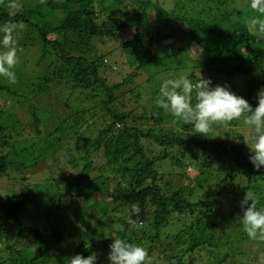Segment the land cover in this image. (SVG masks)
<instances>
[{
    "label": "trees",
    "instance_id": "1",
    "mask_svg": "<svg viewBox=\"0 0 264 264\" xmlns=\"http://www.w3.org/2000/svg\"><path fill=\"white\" fill-rule=\"evenodd\" d=\"M98 1L99 5L97 0H45L33 10L36 15L31 19L33 11L27 16L21 10L10 15L8 1L0 0V27L11 22L17 25L16 30L20 24L32 28L42 49L38 61L51 49L60 58L38 77L33 93L51 94L53 83L54 87L71 90L69 99L74 98L73 92L80 91L75 99L82 103L81 108L72 107L75 113L68 124L54 133L41 129V119L33 112L35 105L25 110L23 119L12 114L4 117L0 106V264H67V260H48L50 257H45L47 251L42 247L44 242H79L73 245L76 247L72 254L87 257L93 249L109 252L113 237L145 247L152 264H159L154 259L157 256L160 264H261V259L252 253L260 251L258 257H264V241L250 239L238 220L242 215L240 202L248 191L256 197L257 207L264 208V168L257 171L249 162L245 142L251 141L247 130L238 127L244 124L243 120L219 123L224 128L217 129L215 123L207 136L192 135L191 125L156 106L159 86L123 91L128 81L152 62H174V57L180 55L176 72L191 69L189 78L194 82L198 80L196 68L207 73H225L231 78L243 73L244 90L235 80L229 82L231 89L255 108L257 92L264 87V36L250 27L251 19L258 13L249 2L246 9H227L222 16L207 20L202 17L207 6L213 13L229 8L235 0H200L198 5L191 2L193 10L200 11L194 15L173 14L163 4L147 0L135 14L124 12V18L116 25L101 16L104 12L99 8L103 3L111 9L115 5L113 0ZM150 6L156 12L153 29L147 11ZM164 23H169L171 30L169 35L161 36L159 31ZM125 30H133L135 35L123 40ZM108 35L121 38V48L130 55L134 69L121 82L111 80L110 73L115 75L117 68L100 50ZM160 45L163 50L158 49ZM11 94L18 92L0 80V95L7 98ZM192 96L195 103V91ZM28 118L32 119L29 123ZM92 120L95 121L90 123ZM87 123L93 140L84 144L81 171L68 181L70 192L76 193L80 201L59 192L55 208L43 218L51 221L57 214L62 220L58 218L51 226L44 220L37 226L35 222L28 224L24 216L31 193L2 191L4 181L11 180L12 172L21 168L23 174L25 169L33 173L30 168L37 161L44 166L49 156L59 152L62 136L68 130L69 134L77 132ZM20 127L23 129L17 131ZM248 131L251 137V129ZM84 137L79 134L77 140ZM68 151V164L77 167V156ZM66 169L67 173L70 168ZM80 178L84 185L78 182ZM110 180L116 181L114 190L109 187ZM93 192L110 200L109 206L101 207L103 216L95 223V230L110 228V237H98L92 248L80 240L92 223L89 215L88 226L72 225L73 235L63 234L56 226L64 224L66 231L81 210L87 214L84 197H91ZM66 204V208L62 207ZM133 204L140 208L135 216L131 215ZM172 227L175 232L166 233ZM26 231L33 234L39 247L17 248L20 235ZM164 234L170 239L167 246L159 243Z\"/></svg>",
    "mask_w": 264,
    "mask_h": 264
},
{
    "label": "rangeland",
    "instance_id": "2",
    "mask_svg": "<svg viewBox=\"0 0 264 264\" xmlns=\"http://www.w3.org/2000/svg\"><path fill=\"white\" fill-rule=\"evenodd\" d=\"M7 5L13 2V0H7ZM45 0H14V2L18 5L17 9L14 12L17 11H26V16L29 14V11H35L38 8V5L41 3H44ZM144 1L147 0H113V3L115 4L111 9H107V5L101 3L99 8H102L103 12L101 16L107 20V21H115L116 25L119 24L118 21L124 18V12L131 11L133 14L136 13V11L139 9L140 5L144 3ZM153 3H159L163 4L164 7L168 10H172L171 12L173 14H186L187 12H190L192 15L198 14L199 12L197 8L193 10V5H191L193 2H195L198 5V1L200 0H151ZM97 4L99 5V1L97 0ZM192 2V3H191ZM250 0H235L234 3L230 5L228 8L227 6L224 7L222 10L215 11L213 13L209 12L206 7V9L202 12V17H205L207 20H211L214 16H222V12H226L227 9H246L249 6ZM10 11H13L9 8ZM33 13L29 15V18L35 19L36 13ZM148 14L149 18L152 22L151 29L154 28V22L156 20V12L155 8L153 6H150L148 8ZM161 26L159 34L161 36L169 35L171 27L169 26V23H164ZM36 31L32 28H28L23 24H20L18 26V29L14 32V39L16 43L17 48V57L18 62L15 65V67L12 69L15 73L16 80L15 83L10 82L7 78L0 76V80L4 82L5 84L9 85L10 88L18 94H11L10 97L8 95L7 98H4L0 95V106L3 110L4 117L8 116L9 114L14 115L15 118L18 119V117L22 116V119L24 117V114L27 112V108H31L35 105V108L33 110L36 115L41 119V129L46 130L49 133H54L60 126H66L68 122L70 121V116H72L74 112V108H81L82 103L80 104V101H77L75 98L78 97L80 94V91L73 92L74 98L69 99V94L72 93L71 90L63 89V86L61 87H54L52 83L51 87V94H38L33 93V90L36 86V84L39 82L38 77H41L46 67L55 61H60V58L56 56V52L51 49V53L47 54L44 58H42L40 61H38V57L42 55V49L40 45V40L37 37ZM135 35L133 30H125L123 32V40H128L132 38ZM110 36V37H108ZM108 39H105L106 42L100 45V50L102 53H104L108 59L110 60L111 65L116 66L117 72L115 75L113 73H110L111 80L114 82H121L124 80V78H127L128 75L132 74L134 72V69L131 67V59L130 55L126 53L121 48V38L118 40L116 36L108 35ZM170 41V40H169ZM172 43V42H171ZM170 47H172V44H170ZM159 50H163L164 46L160 45L158 47ZM180 55H177L174 57V62H166V61H160L157 62L154 61L145 68H143L139 76L134 77L132 81H128V83L123 87V91H129L133 88H139L142 87V90L156 88L160 87L161 81L167 78H171L174 76H177L179 74H187L190 75L191 69H183L181 68L179 71L176 72L178 68L179 57ZM176 58V59H175ZM159 63L160 68H159ZM57 64V63H56ZM167 66L169 68H167ZM196 76H198V79L201 78V75L204 78H210L213 81V84L215 85V81H221L223 83L228 82V85H230V81L235 80L236 84L242 89L244 87V74L238 73L234 75L232 78L226 75L225 73L221 74L216 71H207L203 69L196 68ZM149 79H152L150 82ZM244 90V89H242ZM33 93V94H32ZM145 94V92H144ZM58 95L59 98L56 96ZM60 95V96H59ZM149 96V95H148ZM143 99L147 98L142 96ZM25 106V107H24ZM26 110V112H25ZM13 117V118H14ZM32 119L28 118V123L31 122ZM92 120L90 123H93ZM23 122V123H27ZM99 123V122H98ZM243 123V122H241ZM90 124H84L80 129H77V132H74L72 134H69L71 131H67L66 136H62V142H60V145H62L61 148H59L56 154L53 156H49L47 158L48 162L46 164H43L44 166L38 164V161L33 165V169L30 168V171H33V173H28V169L24 170V174L21 173L23 168L14 170L11 175V180H5L4 185L1 187L2 191L10 192V191H28L32 195V200L30 204H28L26 208L25 213V221L30 224L34 223L36 226L40 224V220H44L45 224H50L55 222L58 218L60 221L62 218L55 214L52 216L51 221H48V217H46V221L43 218V215L50 211L51 209H54V201H56L60 195L59 192H65L72 196V199L75 200V202L80 201V197L76 193H71L70 189L68 187V181L74 180L79 172L81 171L84 159H85V152L86 149H84V144H90L92 143L93 138L90 136L89 126ZM244 126V127H243ZM228 126H225L227 128ZM240 129L247 130L245 133L249 137V140L251 141V137L249 134V129L246 125H238ZM214 128H224L221 127L219 123H216V127ZM20 131L23 129V127L18 128ZM22 133V132H21ZM82 135L85 136L83 139L77 140V136ZM19 138H22L19 136ZM68 149L72 150L71 154L77 156V163L78 166L71 168L70 164H68V160L70 158V153ZM59 158V159H58ZM59 161V164H55V160ZM96 159V158H95ZM49 163V164H48ZM72 165V164H71ZM57 168H54V167ZM67 167L70 168V170L66 173ZM29 168V167H28ZM67 176L68 179H65L64 176ZM23 177H27L24 182H21ZM64 177V178H63ZM78 182L81 185L85 184V181L83 178H80ZM116 185V181L110 180L109 187L111 190H114ZM59 195V196H58ZM84 205L86 207L87 214L84 215V212L81 210V214L77 216L76 218H73L74 220H71V224L67 226V230L65 231L64 224H61L58 230L61 231L63 234H67L69 232L70 234H74L73 226L75 223L79 224V226H82L86 224L88 226V223L86 221V215H89L92 218V223L89 225L88 232L80 237V240L83 241L88 247L92 248L94 241L98 242V237H102L105 239H108L110 237V228L108 227H102L101 229L95 230L96 226V220L99 221L101 216H103V210L101 207L105 208L103 205L109 206V201L102 197L100 193L93 192L91 194V197H84ZM68 204V203H67ZM66 205H63L62 207L66 208ZM72 204V203H70ZM111 206V205H110ZM65 208L60 209L63 211ZM58 211L57 209H55ZM76 214V213H74ZM73 215V214H72ZM67 218V217H66ZM90 218V219H91ZM77 219V221L75 220ZM81 221V222H79ZM73 225V226H72ZM47 226V225H46ZM87 228V227H86ZM50 231V229L46 230ZM173 227L170 228L166 233L173 232ZM175 232V231H174ZM73 237V236H71ZM161 242L164 246L168 245L169 238L165 236V234L161 237ZM34 236L31 232L26 231L23 232L18 240L17 248L21 249L26 247L28 249L37 248V244L35 243ZM79 242L76 241H65L62 243V245H58L53 243H49L48 241H45L42 247H44L47 251L45 257H50L48 260L52 259V263H57V261L67 260L71 258L74 254H72V249L76 246H73L74 244L77 245ZM80 244V243H79ZM78 244V245H79ZM53 247V248H52ZM25 248V249H26ZM52 248V249H50ZM96 253L98 256V263H109L107 257L109 252L103 251L100 249H93L91 254ZM260 251H254L252 254L255 255L257 259H261V257H258L257 254H260ZM101 259V260H100ZM156 259L160 264V256H157Z\"/></svg>",
    "mask_w": 264,
    "mask_h": 264
},
{
    "label": "clouds",
    "instance_id": "3",
    "mask_svg": "<svg viewBox=\"0 0 264 264\" xmlns=\"http://www.w3.org/2000/svg\"><path fill=\"white\" fill-rule=\"evenodd\" d=\"M18 5L14 2L9 8L14 14ZM250 7L258 13L250 21V27L260 36H264V0H250ZM15 23L0 27V76L15 83L16 76L12 70L18 62L14 32ZM195 91V103L192 93ZM257 106L253 108L247 99L237 95L228 84H213L210 78L193 81L187 74L164 79L159 87L156 106L170 112L191 125L192 135L207 136L215 123H230L243 120L244 125L251 129V142H245L249 149V162L259 171L264 168V87L257 92ZM251 201V203H249ZM242 215L239 222L248 237L264 241V208L257 207L254 194L246 192L240 202ZM140 212L138 205L133 204L131 215ZM109 264H152L151 257L145 247L122 238L113 237L109 245ZM67 264H98V256L93 253L87 257L76 254L67 259ZM264 264V257H261Z\"/></svg>",
    "mask_w": 264,
    "mask_h": 264
}]
</instances>
